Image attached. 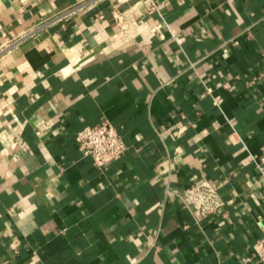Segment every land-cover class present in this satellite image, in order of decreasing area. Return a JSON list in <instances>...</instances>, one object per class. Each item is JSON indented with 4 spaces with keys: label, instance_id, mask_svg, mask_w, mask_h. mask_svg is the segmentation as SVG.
<instances>
[{
    "label": "crops",
    "instance_id": "1",
    "mask_svg": "<svg viewBox=\"0 0 264 264\" xmlns=\"http://www.w3.org/2000/svg\"><path fill=\"white\" fill-rule=\"evenodd\" d=\"M79 1L0 0V264H262L264 0L40 28ZM104 118L128 148L100 168L77 133ZM201 178L225 201L205 217L179 197Z\"/></svg>",
    "mask_w": 264,
    "mask_h": 264
},
{
    "label": "built area",
    "instance_id": "2",
    "mask_svg": "<svg viewBox=\"0 0 264 264\" xmlns=\"http://www.w3.org/2000/svg\"><path fill=\"white\" fill-rule=\"evenodd\" d=\"M100 1L102 0H81L78 3L70 5L62 11L48 17L46 21L40 25V28L43 26L54 25L72 18L77 13L92 7ZM148 1L150 4V12L160 10L159 0ZM129 14V11L120 10H116L114 13L115 21L121 30L128 27ZM36 29L30 31V35H33ZM173 35L176 37L175 33H173ZM22 38L18 39V42L22 41ZM208 91L211 92V88H208ZM77 138L82 147L83 153L91 156L93 163L100 168L105 167L111 161L121 157L128 148V145L124 141L117 127L107 118H104L102 121L94 125L84 126L78 131ZM256 161L259 163L261 172L264 173V156H261ZM179 197L189 208L194 210L195 213L204 217L216 213L221 207H223L225 202L219 189L206 178H201L190 183L179 192ZM254 251L258 257V261L264 264V233L254 244Z\"/></svg>",
    "mask_w": 264,
    "mask_h": 264
}]
</instances>
